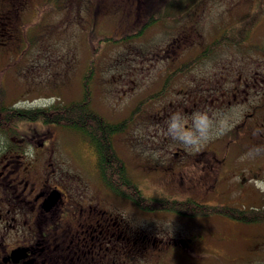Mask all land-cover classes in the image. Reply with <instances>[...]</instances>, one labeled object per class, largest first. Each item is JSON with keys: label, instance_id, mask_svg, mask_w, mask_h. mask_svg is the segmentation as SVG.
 Masks as SVG:
<instances>
[{"label": "flooded vegetation", "instance_id": "1", "mask_svg": "<svg viewBox=\"0 0 264 264\" xmlns=\"http://www.w3.org/2000/svg\"><path fill=\"white\" fill-rule=\"evenodd\" d=\"M28 2L0 0L1 29H13L0 41V56L22 48L13 21ZM207 4L201 14L200 8L189 11L199 13L191 23L153 26L141 37L135 56L99 59L92 86L100 94L93 95L91 104L105 118H115L112 122L139 108V122L152 125L156 136L146 143L149 156L134 150L133 165L128 155L136 144L130 137L120 141L123 132L112 140L144 195L257 208L255 179L264 175V35L259 37L264 26L256 25L241 42L216 43L227 37L226 28L214 31L197 20ZM50 104L13 107L34 110ZM198 110L227 120L230 130L214 129L213 138L192 151L169 137L166 122L182 112L190 128ZM69 132L75 136L66 137L64 146L60 137ZM72 149L76 167L69 162ZM98 157L81 128L72 131L36 119L0 130V264H193L194 255L208 251L206 237L222 238L212 225L239 223L214 216L216 222L208 226L202 220L210 216L167 210L133 218L125 204L147 210L107 187ZM166 213L176 216L158 218Z\"/></svg>", "mask_w": 264, "mask_h": 264}, {"label": "trees", "instance_id": "2", "mask_svg": "<svg viewBox=\"0 0 264 264\" xmlns=\"http://www.w3.org/2000/svg\"><path fill=\"white\" fill-rule=\"evenodd\" d=\"M29 1L31 2L22 6V9L20 8L21 14L13 21V24L17 25L13 33L17 34L18 42L22 46L17 55L19 56L17 61L24 56L26 49L31 48L34 44L33 39L27 34L30 31L28 32L25 29L26 25L24 26L27 20H20L29 6L32 7V10L39 6L36 11L38 16V19L35 18L36 25H40L41 20L48 13L50 18L53 17V14H59V20L62 15L74 18V22L67 25L71 26L70 28L73 26L83 28L84 42L87 49H89V56L82 71V97L71 99L68 102H53L50 107L44 106L34 110L15 108L13 103L6 101V89L0 79V130L21 120L36 119L43 122H54L72 131H78L81 128L84 130V135L89 140L91 147L98 151L100 174L107 187L115 193L127 196L138 207L147 211L167 210L186 216L220 215L242 223H264V206L237 209L229 206L202 205L190 198L177 199L144 195L140 191L139 184L128 174L122 158L116 155L112 140L120 132L130 133V143L136 144L131 146V151L134 153V150L138 149L142 153L145 151L139 144L142 142L148 143L150 139L153 140L156 134L153 132V136L137 140L138 136L131 131L132 126L135 127L139 124V108H131L130 113L125 118L112 122L111 120L115 118H105L102 113H99L101 111L97 112L91 104L93 95L99 97L100 94V89L93 88L92 83L99 59L104 58L100 54L106 44L119 46L127 45L126 43L130 44L141 38L153 26L159 24H181L186 20L187 23H191L193 16H197L199 13L194 15L189 11L193 8H200L201 14L203 6L206 3L209 5L207 0H42L38 6L34 3V0ZM240 3V5H246L243 14L226 22L229 27L225 29L226 31L223 34H226L227 37L218 39L216 43L222 40L230 42L245 40L264 16V0H242ZM22 14L23 16H21ZM203 15L197 20H200L201 24H210L209 20L207 22L203 21ZM105 18L114 20L113 28L101 32L102 28H96L95 23L97 19ZM234 26H243L246 29L239 31L234 29ZM10 30L13 31L7 26L5 30H2L0 24V41L6 39ZM12 64L14 63L12 62ZM145 101L147 100L143 102ZM146 146L149 147L147 144Z\"/></svg>", "mask_w": 264, "mask_h": 264}, {"label": "rangeland", "instance_id": "3", "mask_svg": "<svg viewBox=\"0 0 264 264\" xmlns=\"http://www.w3.org/2000/svg\"><path fill=\"white\" fill-rule=\"evenodd\" d=\"M209 5L204 8L205 21L209 20L211 30L221 31L228 27L229 20L240 17L245 9L244 5L238 0H207ZM42 0H34V3L40 5ZM39 7V6H38ZM37 7V8H38ZM37 8L29 6L20 20H27L24 23L27 33L34 41L31 48L26 49L24 56L17 61L20 52L9 51L6 56H0V79L6 89V101L21 106L42 105L51 102H65L71 99H77L80 96L79 79L84 69V64L89 56V49L84 42L83 28L80 26H68L73 23L74 18H69L61 13L53 14L48 17L49 13L41 20L40 25H36ZM35 12V13H34ZM246 12V10H245ZM56 13V12H53ZM36 14V17H35ZM240 15V16H239ZM77 19V18H76ZM80 20H82L80 18ZM39 23V22H38ZM37 23V24H38ZM58 23V24H57ZM114 20L109 18L97 19L96 28H102L101 32L113 28ZM101 25V26H100ZM264 26V19L259 22ZM259 37H263L264 30L259 29ZM264 41V40H263ZM142 38L134 40L127 45L106 44L101 50V56L104 58L115 57L123 58L126 56H135L140 51L139 46ZM102 45V43H101ZM12 62L14 64H12ZM7 64V65H6ZM6 65V67H5ZM83 67V69H82ZM82 71L80 72V70ZM66 70L67 76H62L61 72ZM80 72V74H79ZM108 98L102 99L106 101ZM99 108L109 115V110L96 99ZM143 119L131 131L136 134L137 140L153 136V127L149 123H143ZM213 135V134H212ZM74 132H69L65 137L61 135L60 140L64 146L67 145L66 137H74ZM130 133L120 135L130 137ZM146 155L149 156V147L144 142L139 144ZM62 149V147H61ZM60 149V151H61ZM64 153V151H61ZM128 158L131 165L135 162L133 151H130ZM69 162L72 167L77 164V152L71 150ZM255 188L258 189L257 200L259 206L264 205V175L255 179ZM125 208L131 217H137L140 212L143 214H153L137 209L133 203L125 204ZM174 213H166L158 218H169ZM157 218V217H156ZM215 217L203 219V225L211 226L216 222ZM222 218V217H221ZM213 226L216 234L222 236L221 239L215 240L206 237L208 251L203 255H194L193 264H264V223H248L246 226L237 223H228L219 221L217 226ZM215 227V228H214Z\"/></svg>", "mask_w": 264, "mask_h": 264}, {"label": "clouds", "instance_id": "4", "mask_svg": "<svg viewBox=\"0 0 264 264\" xmlns=\"http://www.w3.org/2000/svg\"><path fill=\"white\" fill-rule=\"evenodd\" d=\"M184 121L182 112L172 113L166 122L167 132L171 139L192 151H199L209 139L213 138L214 129L223 127L225 132L230 130L227 120L213 116L207 110L193 113L190 128L185 126Z\"/></svg>", "mask_w": 264, "mask_h": 264}, {"label": "bare ground", "instance_id": "5", "mask_svg": "<svg viewBox=\"0 0 264 264\" xmlns=\"http://www.w3.org/2000/svg\"><path fill=\"white\" fill-rule=\"evenodd\" d=\"M11 31V30H10ZM15 31V30H14Z\"/></svg>", "mask_w": 264, "mask_h": 264}]
</instances>
